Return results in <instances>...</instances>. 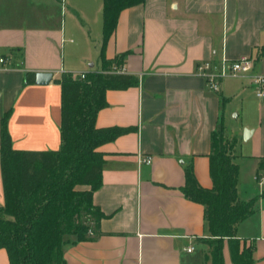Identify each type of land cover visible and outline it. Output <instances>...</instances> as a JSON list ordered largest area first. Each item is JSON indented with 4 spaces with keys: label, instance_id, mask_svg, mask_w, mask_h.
<instances>
[{
    "label": "crops",
    "instance_id": "crops-1",
    "mask_svg": "<svg viewBox=\"0 0 264 264\" xmlns=\"http://www.w3.org/2000/svg\"><path fill=\"white\" fill-rule=\"evenodd\" d=\"M67 2L90 29L83 26L79 39L66 38L57 0H0V52L10 54V60L0 54V149L3 116L11 111L7 129L14 150H59L62 88L53 80L102 69L104 0ZM67 45L78 53L68 63ZM104 53L107 60L125 54L118 72L139 83L105 94L107 107L97 114V127L128 132L98 149L104 161L94 203L104 214L101 235L80 242L67 237L65 264H208L205 208L184 196L185 169L192 165L199 184L212 188V135L226 128L228 106L239 100L241 126L231 136L226 129L237 144L244 143L235 148L238 195L243 201L259 196L264 99L256 103V88L243 77L222 80L214 92L197 66L248 56L252 73L264 76V0H145L120 13ZM27 72H51L53 80L26 85ZM4 203L0 153V206ZM237 237L254 246L253 264H264V199L239 224ZM229 257L226 249V264ZM0 264H9L5 249Z\"/></svg>",
    "mask_w": 264,
    "mask_h": 264
},
{
    "label": "trees",
    "instance_id": "trees-1",
    "mask_svg": "<svg viewBox=\"0 0 264 264\" xmlns=\"http://www.w3.org/2000/svg\"><path fill=\"white\" fill-rule=\"evenodd\" d=\"M144 2L104 0L101 71L87 73L85 79L64 73L53 80L62 88L59 150H14L7 129L11 111L4 114L0 153L5 203L0 206V249L6 250L9 264H65L67 237L74 236L80 242L101 235L99 223L104 214L94 203V194L102 185L104 161V154L98 149L128 129L98 128L96 118L107 107V90L126 89L139 83L138 77L118 72L125 54L107 60L104 50L116 30L120 13ZM35 77L34 72H27L25 84H34ZM236 145L237 139L230 138L224 126L213 133L210 189L199 184L192 165L185 169L182 192L188 200L204 206L208 237L216 244L210 256L203 257L211 264H226L225 241L232 264L254 263L255 248L240 241L237 229L256 212L264 191L250 201L239 198ZM261 173L264 157L258 164V179Z\"/></svg>",
    "mask_w": 264,
    "mask_h": 264
},
{
    "label": "rangeland",
    "instance_id": "rangeland-1",
    "mask_svg": "<svg viewBox=\"0 0 264 264\" xmlns=\"http://www.w3.org/2000/svg\"><path fill=\"white\" fill-rule=\"evenodd\" d=\"M58 2V22L61 24H64L66 22V31H67V36L68 37H74V38H78L80 37V32L83 28V26H85V30L90 32V29L86 26V22L82 20V18L80 17V15L77 13V11L73 10V7L70 6V4L67 2V0H57ZM102 24H103V12H102ZM70 34H74L75 36H70ZM69 35V36H68ZM66 44H70V43H66ZM62 50V48H61ZM23 53V52H22ZM1 55H5L8 57V59L10 60L9 56V52L2 50L0 52ZM61 54V53H60ZM77 52L75 51H70L68 45L66 46L65 50H64V55H65V59H66V63H68L70 61V59H72V57L77 56ZM62 59H63V55ZM11 61H14V59L12 58ZM93 63V62H89L87 64V68H89V65ZM256 93V92H255ZM255 100L256 103L259 102V98L255 96ZM254 105V104H253ZM256 107V105H255ZM239 114V116H237ZM226 129H227V133L229 136L235 134L234 132L239 129V127L241 126V123L243 121L241 112H240V101L239 100H235L234 102H232L231 105L228 106L227 112H226ZM244 143H242L241 141H238V144L236 145V150H241V146H243ZM245 146V145H244ZM241 241V240H240ZM205 242H208L205 243ZM214 240L211 238H205L203 240V244H204V255L206 257L210 256V253L212 252V250L215 248L214 245ZM242 242V241H241ZM247 246L248 244L245 243ZM229 251L228 245L226 243V241L224 242V247H223V254H224V258H225V250ZM227 259V258H225ZM228 264H232L231 258H228ZM211 261V260H210ZM210 261H208V264H211ZM226 263V262H225Z\"/></svg>",
    "mask_w": 264,
    "mask_h": 264
},
{
    "label": "built area",
    "instance_id": "built-area-1",
    "mask_svg": "<svg viewBox=\"0 0 264 264\" xmlns=\"http://www.w3.org/2000/svg\"><path fill=\"white\" fill-rule=\"evenodd\" d=\"M3 63L4 59H0ZM253 60L248 56L233 61L223 59L219 65H214L210 61H205L197 66V74L203 77L210 88L214 92L220 90L221 81L230 77L246 78L255 88L256 96L264 99V76L253 74ZM86 74H81L80 77L85 79ZM151 160L148 159L147 162ZM260 183H264V178L259 179ZM192 248L188 249L191 251Z\"/></svg>",
    "mask_w": 264,
    "mask_h": 264
},
{
    "label": "water",
    "instance_id": "water-1",
    "mask_svg": "<svg viewBox=\"0 0 264 264\" xmlns=\"http://www.w3.org/2000/svg\"><path fill=\"white\" fill-rule=\"evenodd\" d=\"M53 80V73L51 72H38L36 73L35 83L37 85H48ZM249 137V131H244V140Z\"/></svg>",
    "mask_w": 264,
    "mask_h": 264
}]
</instances>
